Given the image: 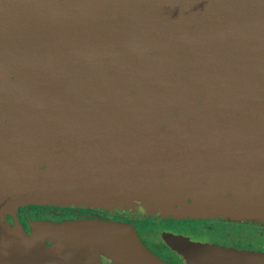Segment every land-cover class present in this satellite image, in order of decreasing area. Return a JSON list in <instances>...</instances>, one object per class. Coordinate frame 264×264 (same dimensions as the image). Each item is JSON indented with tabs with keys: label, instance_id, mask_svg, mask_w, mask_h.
I'll return each instance as SVG.
<instances>
[{
	"label": "water",
	"instance_id": "water-1",
	"mask_svg": "<svg viewBox=\"0 0 264 264\" xmlns=\"http://www.w3.org/2000/svg\"><path fill=\"white\" fill-rule=\"evenodd\" d=\"M30 204L264 226V0H0V264H170L128 222L28 233Z\"/></svg>",
	"mask_w": 264,
	"mask_h": 264
},
{
	"label": "rangeland",
	"instance_id": "rangeland-1",
	"mask_svg": "<svg viewBox=\"0 0 264 264\" xmlns=\"http://www.w3.org/2000/svg\"><path fill=\"white\" fill-rule=\"evenodd\" d=\"M27 211V220L30 226V222L33 221V216L41 220H56V219H75V218H86L91 215H87L89 212L84 210H74L72 208L42 205L35 208L34 205L27 208V206H22L17 208ZM94 211V210H93ZM103 211V210H99ZM106 212V211H105ZM110 213V212H108ZM120 218H126L124 215L114 214ZM196 220V218H192ZM133 224L141 232L143 239L147 245L156 253L163 258L162 260L168 262L173 261V255L169 257V252L165 249V244L163 238L161 237V232L165 229H172L181 231L182 234L194 238H203L206 240L221 242L224 241L225 244L229 245H242L244 247H263L264 248V228L255 232L245 233L238 229H226L224 227H219V229H209L203 226V224L190 221L188 224L186 221H181L178 218H159L154 216H147L143 218H133ZM214 220V219H207ZM218 221V220H216ZM231 223H239L235 221H229ZM202 226V227H201ZM258 227H264L261 225H255ZM25 230V229H24ZM26 231V230H25ZM27 232V231H26ZM249 245V246H247ZM171 258V259H170ZM175 261V260H174ZM169 263V262H168ZM171 264V263H170ZM179 264V263H176Z\"/></svg>",
	"mask_w": 264,
	"mask_h": 264
},
{
	"label": "flooded vegetation",
	"instance_id": "flooded-vegetation-1",
	"mask_svg": "<svg viewBox=\"0 0 264 264\" xmlns=\"http://www.w3.org/2000/svg\"><path fill=\"white\" fill-rule=\"evenodd\" d=\"M33 205H34L35 208L42 206V205H35V204H30V205H26V206L28 208V207L33 206ZM72 209L79 210V211L80 210L88 211L89 213L87 215H91V216H88L85 219H102V220L103 219H107V220L116 221V222H128V223H130L132 225V227L137 231L139 237L141 238V240L145 244V246L151 252L154 253V251L147 245V243L143 239L141 232L133 224V221H134L133 219L120 218V217H118L116 215L110 214V213L105 212V211H99V210H94V209H89V208H72ZM17 215H18L19 221L22 224L23 228L29 233L30 232V226H29V223H28V220H27L28 218L26 217L27 216V211L18 209L17 210ZM8 218L10 220L14 221V218L12 216H8ZM75 219H84V218H75ZM33 220H41V219L33 216ZM56 220H61V219H56ZM56 220H52V221H56ZM181 221H186L187 224L190 221H193V224L192 225H195L196 223H200V224H203V226L208 227L209 229H212V230L215 229V228L216 229H219V227H224L226 229L230 228V229H233V230L234 229L242 230L245 233L255 232V231H257L259 233V230L261 228H264V227L255 226V224L242 223V222H239V223H231V222L225 221V220H218V221H216V220H207V219H196V220H194V219H181ZM165 231H169V232H171L173 234L180 235V236H182V237H184V238H186L188 240H192V241L212 242V243L219 244V245H223V246H230V247H235V248H240V249L259 250V251L264 252V248L263 247H257V246L256 247H253V246H250L251 248H249V247H244L242 245L239 246L237 244H234V245L225 244L224 241L217 242V241L206 240V239H203V238H194V239H192L191 237H188V236L182 234L181 231L172 230V229H165V230H163L161 232V237L162 238H163V233ZM164 244H165V242H164ZM247 246H249V245H247ZM165 249L169 252V254H170L169 257L171 255L174 256L172 258L173 261H168L169 263H171V264H176V263L184 264L183 259L179 255H177L173 250H171L166 244H165ZM154 254H156V253H154ZM157 256L161 258V256H159V255H157ZM161 259H163V258H161Z\"/></svg>",
	"mask_w": 264,
	"mask_h": 264
}]
</instances>
